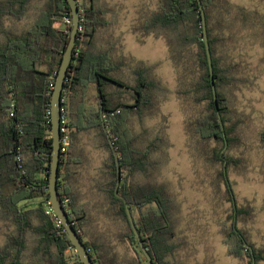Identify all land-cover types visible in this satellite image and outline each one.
<instances>
[{
	"label": "trees",
	"instance_id": "trees-1",
	"mask_svg": "<svg viewBox=\"0 0 264 264\" xmlns=\"http://www.w3.org/2000/svg\"><path fill=\"white\" fill-rule=\"evenodd\" d=\"M33 1L0 4V221L8 229L5 243L0 246V264H82L76 260L75 248L60 220L49 211L48 202L52 155L50 100L69 42L72 25H66L64 19L71 17V11L66 0H44V8L23 32L15 33L2 25L8 16L21 20ZM201 1L223 124L213 95L198 0H153L154 7L133 32L142 40L152 36L165 41L179 74L177 95L201 108L188 122V132L203 144H215L211 150L213 161L221 165L219 176L232 203L230 225L223 229L228 252L236 258L249 259L250 264H259L264 260V250L257 248L238 226L251 215V208L235 204L228 177L231 167H239L243 162L222 152L226 145L228 151L240 143L241 121L235 118L230 90L253 81V76L241 74V63L231 47L243 30L253 43L262 38L264 46V13L235 6L228 0ZM81 2L80 30L63 92L70 137L73 132L100 133L103 148L109 154L108 171H103L102 178H109L105 190L110 209L122 223L124 242L135 250L140 264H148L131 229L125 205L115 194L117 162L108 139L111 137L121 167L119 193L130 204L154 264H170L166 258L174 250L168 241L175 228L174 199L167 186L155 181L130 187L125 179L134 175L151 178V171L157 166L153 158L169 147L163 130L147 142L144 128L137 134L133 125L135 117L143 122L148 115L156 114L161 101L172 91L155 74L157 65L128 58L126 69V62L116 56V44L96 48L97 35L109 27L107 18L112 10L102 8L103 0ZM92 88L95 94L90 102ZM260 141L264 150V131ZM69 151L61 154L60 167L69 163ZM39 173L45 175L38 177ZM97 185H101V180ZM59 194L62 201L68 202L67 212L87 249L92 251L93 262L115 264L114 258H106L108 252L102 248L105 244L91 245L85 240V227L92 222L87 206L75 203L67 185ZM101 205L106 213V204Z\"/></svg>",
	"mask_w": 264,
	"mask_h": 264
},
{
	"label": "rangeland",
	"instance_id": "rangeland-1",
	"mask_svg": "<svg viewBox=\"0 0 264 264\" xmlns=\"http://www.w3.org/2000/svg\"><path fill=\"white\" fill-rule=\"evenodd\" d=\"M9 1L0 0V4L5 5ZM228 1L235 6L264 13V0ZM101 5L102 8L111 9L112 15L107 18L109 27L97 35L96 48L116 44V56L126 62V69L129 68L128 58L157 65L155 74L172 91L161 101L156 114L148 115L143 122L135 117L133 125L137 134L144 128L147 142L163 130L169 147L153 158L157 166L151 171L154 172L151 178L134 175L127 182L132 187L137 183L155 181L167 186L168 193L174 199L176 210L172 211V221L175 228L173 235H168L174 250L167 255L166 260L170 264H250L249 259L230 255L224 242L223 229L230 225L228 217L232 203L229 202L224 181L219 176L221 165L213 161L211 150L215 144H203L188 132V122L199 114L201 108L177 95L179 74L170 60L165 41L152 36L142 40L139 34L133 32L154 7L153 0H103ZM44 6V0H35L21 20L8 16L2 25L15 33H21L31 27ZM231 48L235 49L234 55L241 63V74L253 76V81L230 90L235 118L241 121L238 130L240 143L228 151L224 149L222 153L241 158L243 162L239 167L232 166L228 173L235 204L251 208V215L238 226L257 248L264 250V150L260 141L264 131V46L262 38L253 43L248 39L247 31L243 30ZM94 92L89 94L90 102H93ZM89 137L86 136L88 144L91 143ZM72 150H78L76 142ZM101 150L103 148L100 147L93 150L86 156L90 161L80 167L81 191L89 199L90 206H86L88 216H92V222L85 227V240L91 245L105 244L102 248L108 252L106 258L111 256L115 264H136V258L139 257L123 241L122 223L113 211L102 212L101 203L105 202L102 197H98V190L93 188L94 180L99 181L106 169L103 166L105 161L100 159L101 156L104 159ZM147 163H150L149 159ZM147 170H150V166ZM7 230L4 222L0 221V246L5 243ZM259 264H264V260Z\"/></svg>",
	"mask_w": 264,
	"mask_h": 264
},
{
	"label": "water",
	"instance_id": "water-1",
	"mask_svg": "<svg viewBox=\"0 0 264 264\" xmlns=\"http://www.w3.org/2000/svg\"><path fill=\"white\" fill-rule=\"evenodd\" d=\"M66 1L71 11L72 28L70 31L69 42L65 49L63 57H62V61H61V64L58 70V74L55 80V85L53 87V92H52L51 100H50V107H51V111H50L51 132L50 134L52 138V155H51L50 170H49V176H48V189H49L48 202L51 205L55 215L60 220L66 234L68 235L72 245L75 248V251L77 254L76 260H78L82 264H94L93 258L89 254L88 249L83 239L80 237V235L76 231L66 208L63 206V202H62V199L60 198L59 188H58L60 163H61V157H62L60 148H61V116H62V108H63V92H64L65 82H66L67 75H68V70L74 60V50L77 45L78 33H79V27H80V19H81L77 0H66ZM198 4L200 7V11H201L203 36H204V42L206 46V53H207L208 64H209V69H210L213 95L215 98L219 120L221 124H223L221 115L219 113V107L217 104V90L215 86L212 55H211L210 45L208 41L205 10H204L201 0H198ZM222 128L224 129L223 125H222ZM108 139L111 143L113 152L116 156V162H117V184H116L115 194L117 198H119L125 205L127 218L129 220L131 229L136 237L137 244L139 246L140 251L146 258L148 264H154L152 256L150 255V253L144 246V241L138 230L136 222L134 220V216L132 214L130 204L127 201V199L124 196L120 195L119 193V189H120L121 181H122L120 161L116 153V149L112 143L111 137L108 136ZM226 148H227V145H226ZM253 264H255V262H253Z\"/></svg>",
	"mask_w": 264,
	"mask_h": 264
},
{
	"label": "crops",
	"instance_id": "crops-1",
	"mask_svg": "<svg viewBox=\"0 0 264 264\" xmlns=\"http://www.w3.org/2000/svg\"><path fill=\"white\" fill-rule=\"evenodd\" d=\"M93 90H95V89L92 88L91 92ZM87 135L90 136L89 137V139L91 140L90 144H88L86 142V136ZM74 141L77 143V149L78 150H72L73 145L75 143ZM71 143L72 144L69 148V150H70L69 151L70 154H69V158H68L69 163L68 162L64 163L60 167L61 169H60V173H59V184H58V186H59V190H62L64 185H67L68 191L72 194L73 198L75 199V203L79 206H84V205L89 204L90 202H88L89 201L88 197H85L84 193H82V191H81V179H80L81 178L80 177L81 168L80 167L85 166L87 164V162L90 161V160L88 161V159H86V156L91 154L93 150H96L98 147H100L101 149L103 148V138L101 137L99 132L93 131V130L86 131V132H73ZM75 147L76 146H74V148ZM91 148H92V150H91ZM101 151L104 154V159L102 156L100 159L105 161V163H103V166L106 168V171H108L107 163H108V159H109V154L104 150V148ZM103 154H101V155H103ZM67 174H69V177ZM44 175L45 174H43V173H39L38 177H43ZM102 176H103V173L100 175L101 185H97L96 180H94L93 188H96L100 194V195H98V194H96V195H98L99 198L102 197V200H104V202L106 204V210L110 211V212H112V211L114 212V210L110 209V204H109L110 202L107 199L108 194L105 190L107 187L109 178L108 177L102 178ZM92 181H93V178H92ZM125 181H126L125 183L127 185H129L127 183L129 180L125 179ZM121 185H122V181H121ZM89 206H90V204H89ZM102 212H104L103 208H102ZM128 246L130 247V245H128ZM114 253H117V252H114ZM135 262H136V264H140L138 258H136Z\"/></svg>",
	"mask_w": 264,
	"mask_h": 264
},
{
	"label": "built area",
	"instance_id": "built-area-1",
	"mask_svg": "<svg viewBox=\"0 0 264 264\" xmlns=\"http://www.w3.org/2000/svg\"><path fill=\"white\" fill-rule=\"evenodd\" d=\"M77 3H78L79 10H80V5L82 4L81 0H77ZM64 21H65L66 25H72V18L71 17H66L64 19ZM80 21H81V19H80ZM79 30H80V27H79ZM52 87H54V86L52 85ZM63 102H64V100H63ZM70 142H71V137H70V132H69V128H68V117H67V114H66L64 108H62V116H61V148H60L61 154H66L67 153V151L69 149ZM62 202H63V206L67 210L68 202L67 201H62ZM49 211L54 212L52 207L49 208ZM59 223L61 224L60 221H59ZM88 252L91 255L92 251L88 250Z\"/></svg>",
	"mask_w": 264,
	"mask_h": 264
}]
</instances>
